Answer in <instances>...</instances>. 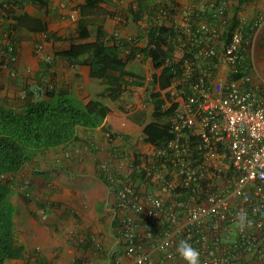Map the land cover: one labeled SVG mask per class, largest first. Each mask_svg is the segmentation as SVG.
<instances>
[{"label": "trees", "instance_id": "1", "mask_svg": "<svg viewBox=\"0 0 264 264\" xmlns=\"http://www.w3.org/2000/svg\"><path fill=\"white\" fill-rule=\"evenodd\" d=\"M201 1H192L193 7L184 26H179L176 0H132L125 12L113 10V7L119 9L118 0H80L69 14L65 9L70 6L63 5V0H2V64L5 58L15 64L19 44L32 34H38L45 41H70L67 48L55 51V57L73 65L76 82L83 78V67L88 66L89 78L98 80L103 88L95 92L93 89L94 96L85 102L72 97V83L55 79L56 74L51 70L53 61L40 62L41 71L33 77L35 82L32 83L30 77L12 70L18 88L12 97L0 95V264L24 255L23 246L17 242L19 208L12 195L18 186L19 172L38 153L78 140L79 127L103 126L108 131L104 124L114 110L107 100L121 109L124 94L127 91L135 94L133 88L136 87L147 88L154 105L150 119H142L144 110L136 112L137 116L141 115L146 141L164 147L174 135L168 123L162 120L174 113L180 104L171 95L175 84L181 81L177 85L179 92L185 90L191 95L192 82L207 71L216 74L221 64V53L206 55L205 49L213 45L221 47V42L230 44L241 26L243 54H246L258 26L255 20L244 23L239 12L242 5L255 0H238V5L232 7L221 4V0ZM27 5L38 8L40 15L29 13ZM73 14L74 31L70 36L50 29L51 19H70ZM113 19H118L119 25L112 32L108 24ZM126 22L135 27V32L127 33L122 27ZM137 62L140 67L148 65L150 75L131 66ZM187 65L192 68L190 77L184 76ZM238 76L231 75L232 78ZM111 136L114 139L116 134L111 133ZM199 140L198 136L191 138L193 151ZM155 158L163 159L164 156ZM140 163L141 157L136 156L132 169ZM99 175L108 187L113 186L110 175L116 176L114 171L102 169ZM145 175V170L131 171L133 178ZM122 176L119 177L124 179ZM184 193L187 195V190ZM80 239L79 247L93 249L94 239L90 233Z\"/></svg>", "mask_w": 264, "mask_h": 264}, {"label": "built area", "instance_id": "2", "mask_svg": "<svg viewBox=\"0 0 264 264\" xmlns=\"http://www.w3.org/2000/svg\"><path fill=\"white\" fill-rule=\"evenodd\" d=\"M241 28L230 44L204 51L221 53L239 76L222 80L207 71L191 95L176 83L171 95L179 107L162 120L174 138L131 169L145 177L110 175L118 234L106 264H186L180 241L198 251L200 264H264V80L242 62ZM191 74L187 65L184 76ZM193 136L200 139L195 151Z\"/></svg>", "mask_w": 264, "mask_h": 264}, {"label": "crops", "instance_id": "3", "mask_svg": "<svg viewBox=\"0 0 264 264\" xmlns=\"http://www.w3.org/2000/svg\"><path fill=\"white\" fill-rule=\"evenodd\" d=\"M176 1L178 3L176 7V23L179 26H184L188 16H186V14L191 12L193 7V0ZM202 1L205 2L206 0ZM202 1L200 3H202ZM1 2L2 0H0V4ZM63 2L64 5L66 2L65 0ZM222 3L227 7H232L238 5V0H221V4ZM200 6L203 7L204 5L200 4ZM25 8L32 15H40L41 13L38 8L32 5H27ZM239 13L244 23L254 20L259 22V26L255 30L253 38L251 39V45L248 47L246 54L244 53V61L254 67V80H264V0H255L249 4L242 5ZM0 14H4L1 7ZM50 29L56 32L55 26L51 24ZM135 30V27L132 25V32L130 33L135 32ZM36 35L38 34H32L31 37L21 41L19 44L18 59L15 64H11L8 58H5L4 63L2 64L3 59L0 57V70L2 75L0 79V93L8 91L9 96H14L15 89L18 88V86H16L13 81V69L17 70L26 78L30 77V83L35 82L33 77L41 71L40 62L42 61V59H38V51H35L34 49ZM51 70L55 71V68L52 67ZM88 73L89 67L84 66L83 77L85 80L90 79ZM231 75L232 72L230 65L221 62L218 67L217 78L225 80L231 78ZM2 80H6L4 87ZM90 95V98L85 102H88L94 96L93 93ZM135 111L137 110L125 114L113 111L104 124L108 131H106L103 126L94 129L95 131H93V133L95 135L97 134L95 137L96 140L99 141L100 138L104 139L102 142H105L104 147L106 150L102 152L100 159L93 157L90 151L85 152L89 156L81 165H86L88 167V173L81 171V174H74L73 172H69V174H67L69 175L67 177L68 180H66L67 178L63 180L65 181L64 183L61 182L62 180H59L61 175L57 174L55 177L52 173L46 174L49 182L53 181L56 183V187L60 186V188L56 189L54 194H50V198H52L51 201H47V199H44L43 201L37 198V205L35 204V208L33 205H29L33 200L31 202H24L22 198H16L14 192L12 199L19 208L16 215L17 242L19 245L23 246L24 255L19 259H10L5 264H106L110 261L116 250V237L118 234L116 227V214L114 211L115 192L102 181L99 172L97 174L91 172L94 170V165H96L97 160L110 161L111 165L115 167L113 161L114 155H112L111 152L115 151L116 154L123 155V153L119 152L118 148L121 150L126 149L133 151V162L129 170L130 173L132 165L136 160V156H139L138 152L146 154L152 153L154 145L146 141V135L143 133L144 127L140 124L144 117L140 119L141 115L137 116ZM84 129L86 131L89 130V128L79 127V137L83 135L82 133H84ZM110 132L112 134L116 133L114 139H112ZM79 139H82V137ZM79 139L67 145L52 148V150L59 152V158L56 159L58 163H54L55 165H60L61 161H63V165L67 166H71V163L72 165H78L75 162H71L74 157L70 159L67 158L66 155H69L68 150L71 149L74 143H81ZM108 148H111V150H108ZM120 171L127 172L124 167H122ZM118 173L121 174L119 171ZM122 175L126 176L127 174ZM40 177L41 175H39V179ZM106 190L109 193L114 194L113 207L109 202V197L107 198L106 205L108 210H112L111 212L113 213V216L110 222L107 223V229L100 228L106 231V240L101 243L98 242V239H96V241L93 240V249L84 250V248L79 247L78 238L83 240V238L87 237L91 231L88 222H84L83 219L87 220L86 216L88 214H93L94 216L98 215L99 221H102V216L104 215L101 214L103 209L102 203L106 199L104 198ZM39 195L41 196L42 194ZM41 204L45 205V207ZM85 204H88V207L90 206L88 211L85 210ZM90 235L94 239V235L92 233H90ZM103 252H105V254ZM102 254L107 256V259L105 258L104 262L102 261ZM251 264L261 263L259 261H252Z\"/></svg>", "mask_w": 264, "mask_h": 264}, {"label": "rangeland", "instance_id": "4", "mask_svg": "<svg viewBox=\"0 0 264 264\" xmlns=\"http://www.w3.org/2000/svg\"><path fill=\"white\" fill-rule=\"evenodd\" d=\"M57 1L59 2L60 0H57ZM78 1L80 0H65L66 2L65 4H69L70 6V7H67V9H65V13L69 14L70 9L73 8V6H75V4ZM130 1L131 0H118L119 9H117L116 7H113V10L125 12L129 6ZM50 24L55 26L57 34L66 36V37L70 36L74 29V22L72 18L70 19H66V18L51 19ZM118 25H119L118 19L110 20L108 24V29L113 32L115 31V28ZM122 27H124L126 31L130 29L129 31H127V33L132 32V25H129L128 22H126V24ZM69 42L70 41H57V42L45 41L39 35H36L34 49L35 51H38L37 54L39 55L38 57L39 60L42 59V60H47V61H53V68H55V71L53 72L56 74L55 79L58 82L67 81L73 84L74 93L72 94V97L74 99H79V100L81 99L83 101H86L90 98L91 96L90 94L93 89L94 90L92 92H95L99 88H103V85L96 79L90 78L89 80H85L84 77L80 80H77L76 82L75 75H74L75 70H74L73 65L68 64L66 61L55 57V51L67 48L69 46ZM131 66L137 67L138 69H143L144 71H146L147 75H150L149 66L146 64L140 67V65L137 62V63H131ZM5 82L6 80H2L3 87H4ZM133 89L135 91V94H133L131 91H127L124 94L123 103L121 104V109H119L116 106V104L111 102L110 100H107L108 104H110L113 107V110L115 112H122L124 114L129 113L133 110H137L138 112L144 110L145 111L143 114L144 120L150 119L151 114L154 110V105L150 100L148 89L145 87H136ZM8 93H9L8 91H4V93H0V95L1 96L5 94L8 95ZM98 130H102V129H98ZM93 131L95 130L94 129H89L88 131L85 130L84 133L82 134L86 136L82 135L80 136L82 137V139H79L82 144L74 143L71 149L68 150L69 155H66L67 158L72 159L74 157V159H72L71 162H75L78 165H72V163H71V166L63 165V161L61 160H60L61 161L60 165H55L54 163H58L56 159L59 158V155H58L59 152H56L52 149L38 153L34 157V159L30 163L26 164L23 167V169L19 172V175L17 178L18 186H17V189H15L16 190L15 197L22 198L24 202L25 201L31 202L33 200V202L29 203V205L30 206L33 205L35 207V204L37 205V198L43 201L44 199H47V201H51L52 198H50V194H54L56 189L60 188V186L56 187V183H54L53 181L49 182L46 174L52 173L53 176L55 177L57 176V174L61 175V177H59V180H62L61 182L64 183L65 181L63 180H65L69 176L67 175L69 174V172H73L74 174H81L80 173L81 171L84 173H88L89 172L88 167L86 165H81L82 162L89 156L85 152L90 151L93 157H97L98 159H100L102 156V152L106 150V148L104 147L105 142H102L104 139L100 138L99 141H97L95 138L97 134L95 135ZM118 149H119V152L123 153V155L116 154L115 151L111 152V154L114 155L113 161H114L115 167L111 165L110 161L97 160L96 165H94V170L91 173L97 174L99 172V168L100 170H102L106 166L108 170L114 171L117 177L122 176V174H125V175L127 174L126 176H124V179L129 178V174H130L129 170L133 162V159H132L133 151L126 150V149L121 150L120 148ZM108 150H111V148H108ZM138 155L140 157L148 156V154L142 153V152H138ZM122 167H124L125 171H127L126 173L120 171ZM37 169L39 172L37 171ZM118 171L121 174H119ZM39 175H41L40 179H39ZM66 180H68V178ZM26 181L29 182L27 186H26ZM39 194H42L41 196L43 197H41ZM108 197H109V202L113 207L114 194L109 193L106 190V192L104 193V198L106 199L102 203L103 209L101 211V214H104L102 216V221H99L98 215L94 216L93 214H88L86 216L87 220L83 219L84 222L85 221L88 222L89 228L91 231L90 233L94 235V241L98 239L99 243L106 240V237H107V233H105L106 231L100 228L107 229V223L110 222L113 216V213L111 212L112 210L111 209L108 210V207L106 206ZM114 201H115V198H114ZM89 209H90V206L88 207V204H87L85 207V210L88 211ZM83 210H84V207H83ZM103 253L105 254V252ZM105 258L107 259V256L103 255L102 257L103 262L105 261Z\"/></svg>", "mask_w": 264, "mask_h": 264}, {"label": "clouds", "instance_id": "5", "mask_svg": "<svg viewBox=\"0 0 264 264\" xmlns=\"http://www.w3.org/2000/svg\"><path fill=\"white\" fill-rule=\"evenodd\" d=\"M73 15L71 16V18L74 20L75 16L73 17ZM110 188L114 190L113 186ZM244 217L245 214L241 213L239 216L240 226H243ZM177 250L186 264H200L198 251L195 250L187 241H180Z\"/></svg>", "mask_w": 264, "mask_h": 264}]
</instances>
